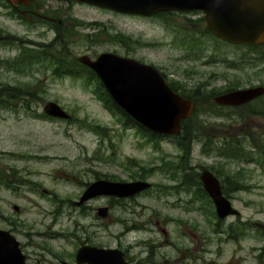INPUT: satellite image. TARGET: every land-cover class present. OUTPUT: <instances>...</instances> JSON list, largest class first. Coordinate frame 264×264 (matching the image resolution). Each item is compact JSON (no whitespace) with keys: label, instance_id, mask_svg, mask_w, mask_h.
<instances>
[{"label":"rangeland","instance_id":"374dc122","mask_svg":"<svg viewBox=\"0 0 264 264\" xmlns=\"http://www.w3.org/2000/svg\"><path fill=\"white\" fill-rule=\"evenodd\" d=\"M39 2L42 12L55 18L53 24L25 25L8 19L0 9V90L17 94L18 99L24 92L33 102L30 109H0V174L12 169L14 175L12 187L0 184V229L9 230L19 241L26 264L74 263L75 251L84 240L128 247L131 255L143 258L146 252L140 240L157 238L152 248L163 241L155 230L157 221L168 230L173 247L162 243L151 254L156 263L264 264V232L252 226L264 224V118L250 116L263 110L258 104L263 97L238 110L224 108L222 115L210 111L206 100L213 102L215 96L209 90L219 94L229 83L236 84L235 89L263 83L264 42L253 45L259 48L252 51L248 45L210 36L203 14L197 11L143 17L74 0ZM90 21L99 25H78ZM27 40L43 42V51L66 57L69 64L82 55L93 58L111 51L154 65L169 83L187 93L204 84L196 90L203 102L193 114V121L204 126L199 133L185 134L188 140L183 138L188 162L181 161L183 147L172 135L163 136L155 148L135 127L119 121V115L93 93L94 81L56 77L46 62L26 65L22 72L13 69L5 60L30 49ZM229 62L238 68H228ZM49 101L58 103L71 118L42 117V107ZM230 151L236 155H228ZM176 164L180 169H173ZM167 165L172 168L165 171ZM204 168L215 173L221 184L226 180L223 189L232 185L225 194L237 216L218 221L210 214L211 205L196 202L181 186L185 179L188 189L195 190L188 176ZM146 175L153 188L115 204L111 221L96 215L99 206L106 205V197L74 204L97 177L131 181ZM200 205L206 206L205 212L198 209ZM232 225L243 230L237 240L228 237ZM183 247H192L191 256L180 257ZM158 252L169 260L159 259Z\"/></svg>","mask_w":264,"mask_h":264},{"label":"water","instance_id":"95a60500","mask_svg":"<svg viewBox=\"0 0 264 264\" xmlns=\"http://www.w3.org/2000/svg\"><path fill=\"white\" fill-rule=\"evenodd\" d=\"M10 2V0H7ZM116 12L150 16L159 11H200L208 30L222 40L244 45L264 42V0H74ZM78 60L100 78L106 91L126 114L146 129L158 134H178L181 121L193 110L192 100L180 96L166 83L156 67L111 52L95 59L82 55ZM264 94V86L231 90L214 96L218 105L237 106ZM45 114L69 119L70 115L53 101L47 102ZM199 179L211 198L219 218L238 212L223 195L218 178L203 169ZM143 181L113 182L104 179L90 183L77 205L97 195L126 197L149 187ZM17 209V208H16ZM107 208L98 209L105 216ZM258 226H263L256 223ZM18 240L0 229V264H25ZM79 264H127L118 249L84 245L76 252ZM58 264H69L61 261Z\"/></svg>","mask_w":264,"mask_h":264},{"label":"trees","instance_id":"16d2710c","mask_svg":"<svg viewBox=\"0 0 264 264\" xmlns=\"http://www.w3.org/2000/svg\"><path fill=\"white\" fill-rule=\"evenodd\" d=\"M167 14H173V13L172 12H162V13L157 14V16L163 17L164 15H167ZM201 20H203V18H201ZM205 32L209 33L210 36H213L209 32V30L207 28H206ZM192 36L189 38V40L192 43L191 46H193L194 42H195V38H193ZM115 38H117L119 41L122 40L121 38H119V36H116ZM124 40L127 42L128 45L130 44V42H129L130 40L129 39L125 38ZM145 45H147V44H145ZM247 47L250 50H252V51L255 48H259V46H247ZM29 51L27 50L24 53V55H27V54L28 55H27V57H24L25 62L23 61L24 64L22 66H20L21 68H18L19 71H23L24 70L23 68H25L26 65L34 64V63H36L37 61H40V60H43V61L47 60V64L52 66V68H54V74L64 75V76L67 75V74H72V75H75L77 77H82L86 81H94L96 89H94L93 93L95 94L97 99L99 101H101V103L105 106V108L110 110L114 114L119 115V118H120V119H118L119 121H123L125 124H129V125L135 127L138 130V132L141 133L142 136L145 137L147 142H152L154 147L157 146V142H158L157 140L159 139V137H157L153 133L145 130V128L140 127L132 118H130L118 106H116V104L110 98V96L107 93V91L104 89L102 83L99 81L98 77L94 73L90 72L85 66H83L81 64L77 65V64H74V63L69 64L66 57H62L61 58V57H57L56 56V58H54L53 54L49 50H48V52H43V53L39 52L40 54H38L37 51H35V50H29ZM227 67L236 69V68H238V65L233 63V62H229V63H227ZM168 84L174 91L178 92L181 96L190 98L194 102V110H193L192 115L188 119H185V120L182 121L181 134L179 136H174L177 139V141L180 143V146L183 147V150H184V159L181 160V161L183 163H187L188 162L187 157H188L189 148L187 146V143L185 141H183V138H185V134H188L190 136L191 133H199V130H201L203 128V126H204L203 122H201L199 120L193 121V119H194L193 114L197 111V107L201 104V102H203L200 99L199 94L196 92V90L197 89L202 90L205 85L204 84H199V85L196 86L195 89L191 90L190 93H187L184 89L181 90V89L177 88L173 83H169L168 82ZM235 87H236V84L229 83L227 85V88L226 89H222L220 92L232 90V89H235ZM32 91H35V90H32ZM212 92L216 95L215 89L209 90L208 94L211 95ZM220 92H218V93H220ZM20 93L23 95V97L26 95L24 92H20ZM16 95H14V93H11L10 91H5L4 89L0 90V99H4V100H7V101H11L13 99L17 100L18 98H17ZM30 95H31V97H35V93L30 92ZM262 97L263 98H260L258 100V102L260 101L258 104H260L263 107V110H260L258 112L254 111V113H252V114H262V115H264V102H263L264 96H262ZM206 100L208 101V103L211 104L210 105L211 106V110L210 111L216 113L217 115H222V113L220 111L223 110L224 108H222L221 106L215 105V103L209 101V99H206ZM225 109L237 110L235 107H230V108H225ZM95 129H97V128H95ZM185 139H187V138H185ZM227 153L230 156L236 155V153L234 151H230V152H227ZM167 167L172 168L170 165H167ZM180 167H181L180 164H176L173 169L176 170V169H178ZM188 177L191 179L192 184L195 186L196 191L199 193V195L201 197H202V195H204V197L207 200L206 203L209 204V205H212L210 199L208 198L206 192H204V190H203V188H202V186H201V184L199 182L198 172L193 173V175H190ZM225 182H226V180L222 181V186H223V184H225ZM231 186L230 187H225L224 189L222 188L223 193H224V195L226 197L228 195L225 194V193L227 191H232ZM234 186H237V183ZM211 213H212L213 216L215 215L213 209L210 212V214ZM227 234H228V237L231 238V240H237L238 237L243 234V230H242V228H239V227H237L235 225H232V226L229 227Z\"/></svg>","mask_w":264,"mask_h":264},{"label":"flooded vegetation","instance_id":"af4514ba","mask_svg":"<svg viewBox=\"0 0 264 264\" xmlns=\"http://www.w3.org/2000/svg\"><path fill=\"white\" fill-rule=\"evenodd\" d=\"M80 4H83V3H80ZM43 8L44 7L42 6L41 2H39V0H10V3L6 2L5 0H0V9H3L5 11V14H4L5 17L7 16L8 19H10L12 21H15V22L19 21V22L25 23V25H28L26 23L29 22L30 26H32L33 24H37L38 25V23L44 24V22H46V23L50 22L52 24L54 23L55 18L44 14V12H42V10H41ZM60 23H61V20L57 19L56 20V24L59 25ZM44 25H47V24H44ZM78 25H80V26L97 27L99 24H98V22L90 21V22H87V23H85V22L78 23ZM51 28H53L52 25H50V29ZM55 36H54V38H55ZM27 43L31 44L30 49H35L36 51H38L37 52L38 54L43 53V52H45L43 50H46V49H43L44 47H46V45L43 42H37L36 43V42L31 41V40H27ZM26 51L27 50H24L23 53L20 51L19 54L16 55L13 58V61L11 63L13 67L17 66L18 63H19V65H23L24 62H22L20 59L24 58V56L27 57L28 54L24 55V56L22 55ZM96 56H94L93 58H96ZM17 57H21V58H17ZM75 63L79 64L77 61H75ZM257 85L264 86V82L263 83L260 82ZM32 103H33L32 100L30 98H28V96L23 97L21 99H17V100L13 99L11 101L0 99V109H2L4 112H6V110H7V112H11L12 110L17 109L16 108L17 106H20L21 109L22 108H24V109H28L29 108L30 109V106H31ZM247 104L248 103L240 105V106L235 107V108L238 110V109H241V108L247 106ZM221 107L222 108H230L229 106H221ZM250 116L264 118V115H262V114H260V115H258V114H254L253 115L252 114ZM178 169H180V168H178ZM11 171H13V170L12 169L6 170L4 173L0 174V184H2L5 187H8V188L12 187V186H10L9 182H11V179L14 177V175H11ZM199 174H200V172H198V179H199ZM96 179H98V178H96ZM110 180H116V179H110ZM199 182H200V180H199ZM180 183H181L182 187L186 188V191L188 193L192 194L193 200H196V202H200L201 201L204 204H205V202H207V200L204 197V195H202V197H201L199 195V193L196 191V189L192 190V191L188 189L189 185L187 184V181L185 179H182L180 181ZM136 196L137 195H134L132 197H127V198H122V197H117V196H106V199H108V201L106 202V205H104V206L107 208V215H105L106 217H105L104 220L111 221L109 215H110V211H111L112 207H114L115 204H124L126 201L131 200L132 198H134ZM197 200H200V201H197ZM211 204H212L211 206L213 207L212 209L214 210V205H213L212 201H211ZM99 207H102V206H99ZM198 209L200 211L202 210L203 212H205L206 211V206L200 205L198 207ZM214 213H215V210H214ZM100 219H102V218H100ZM217 223H219V222H217ZM155 230H156V233L158 235L160 234V237L162 236L161 238H163V241L161 243H158V247L152 248L151 244L155 243L157 241V238H154V239H151V240H149V239L140 240L139 243L141 244V247L143 248V250L146 252V256L143 257V258L137 257V256L135 257L134 255H131L130 252H129L128 247H123L121 245L120 246H115V247L119 248L120 250H122L123 257L128 262V264H160V263H156L155 262L154 258H152V256H151V254L153 252H155L157 249H159L162 243H166V245H168V247L169 246L173 247V243L170 242L169 235H168V230H166V228H165L163 223L157 221ZM146 231H149V230H146ZM188 234H190V233H188ZM189 236H191V234ZM147 240H149V241H147ZM85 244L94 245V244L88 243L87 240H84V241L80 242L79 246L85 245ZM96 246H98V245H96ZM100 247H110V246H100ZM191 248H186V247L181 248L180 257H184L185 258L186 254L188 256H191V251H192ZM158 257H159V259H161L163 261L169 260V259H167L166 254L164 255L165 258L161 257L160 252H158ZM26 259H27V256H26ZM48 264H51V263H48Z\"/></svg>","mask_w":264,"mask_h":264},{"label":"bare ground","instance_id":"6f19581e","mask_svg":"<svg viewBox=\"0 0 264 264\" xmlns=\"http://www.w3.org/2000/svg\"><path fill=\"white\" fill-rule=\"evenodd\" d=\"M183 259V258H182Z\"/></svg>","mask_w":264,"mask_h":264}]
</instances>
